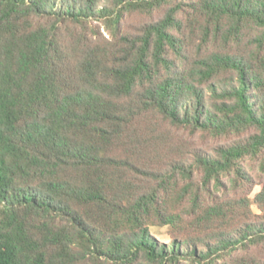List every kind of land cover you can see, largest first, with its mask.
Returning a JSON list of instances; mask_svg holds the SVG:
<instances>
[{
	"label": "trees",
	"instance_id": "obj_1",
	"mask_svg": "<svg viewBox=\"0 0 264 264\" xmlns=\"http://www.w3.org/2000/svg\"><path fill=\"white\" fill-rule=\"evenodd\" d=\"M0 264H264V0H0Z\"/></svg>",
	"mask_w": 264,
	"mask_h": 264
},
{
	"label": "rangeland",
	"instance_id": "obj_2",
	"mask_svg": "<svg viewBox=\"0 0 264 264\" xmlns=\"http://www.w3.org/2000/svg\"><path fill=\"white\" fill-rule=\"evenodd\" d=\"M262 185H257L255 187V191L253 194L258 192L261 189ZM170 226H159L155 225L151 228L152 233L160 240V242H164L166 244L171 242V236H170Z\"/></svg>",
	"mask_w": 264,
	"mask_h": 264
}]
</instances>
